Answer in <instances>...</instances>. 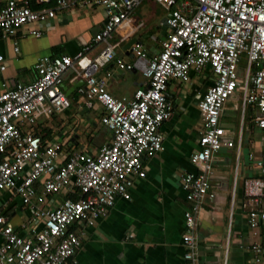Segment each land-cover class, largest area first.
<instances>
[{
	"label": "built area",
	"instance_id": "obj_1",
	"mask_svg": "<svg viewBox=\"0 0 264 264\" xmlns=\"http://www.w3.org/2000/svg\"><path fill=\"white\" fill-rule=\"evenodd\" d=\"M143 1L56 0L52 7L33 8L29 0H8L0 5V37L15 36L27 24H50L70 6L98 5L107 13L103 28L79 52L43 56L34 82L0 90V193L19 197L31 210L17 227L1 202L0 264H78L83 231L71 226L95 224L118 198H130L134 178L147 174L145 159L163 148L161 125L174 115L171 80L187 81L192 71L202 73L209 67L215 79L199 102L203 127L199 148L191 155L197 171L182 175L190 203L185 258L188 264H199L197 228L204 199L212 195L217 154L234 145L226 138L223 112L238 89L244 104L254 106V119L264 135V0H154L171 13L160 51L149 56L138 41L132 45L135 60L126 62L117 55L120 42L113 37L121 33L124 40L135 33L133 13ZM30 33L43 32L36 28ZM111 62L140 70L147 84L130 98L115 97L107 89L110 72L102 75ZM0 63L4 70L3 54ZM70 70L84 80L79 92L88 104L96 100L104 107L101 122L112 134L94 154L72 148L64 156L62 142L46 141L34 127L41 115L51 116L70 105L63 90ZM260 167V176L245 180L246 196L260 205L249 213L253 227L264 221V155ZM252 251L259 253L261 247L254 245Z\"/></svg>",
	"mask_w": 264,
	"mask_h": 264
},
{
	"label": "crops",
	"instance_id": "obj_2",
	"mask_svg": "<svg viewBox=\"0 0 264 264\" xmlns=\"http://www.w3.org/2000/svg\"><path fill=\"white\" fill-rule=\"evenodd\" d=\"M29 1L36 7H52L56 0L41 4ZM7 2L0 0V5ZM146 2L151 3L143 1L133 13L135 33L124 40L121 33L114 35L116 40L113 37V41L120 42L117 55L126 62L135 60V42L140 41L150 56L160 51L161 40L167 34L163 33L164 20L159 25L163 38L153 34L149 20L140 10ZM106 17L102 6H70L60 10L50 24H27L15 36L0 37V54L4 55L6 65L4 70L0 69V90L18 82H34L36 65L43 56L79 52L103 28ZM36 28L42 30L41 36L30 33ZM108 72L107 89L115 97L130 98L138 87L147 84L140 70L120 68L116 62L107 64L102 75ZM214 79L211 69L206 67L202 73L192 71L187 81L171 80L168 92L174 115L161 125L163 148L145 159L147 174L134 178L130 198H118L108 214L95 224L76 222L71 226V230L83 231V243L76 254L78 264H188L183 236L190 203L182 175L197 171L191 155L199 148L203 127L199 102ZM83 84L76 71H68L63 78V90L70 105L51 116L41 115L34 126L46 141L62 142L64 156L72 148L94 154L112 137L101 122L104 107L96 100L89 105L80 94ZM254 116V106L244 104L238 89L223 112L226 138L233 140L234 145L222 147L217 154V168L210 178L212 195L204 199L197 228L199 264H264V221L253 227L249 218L250 211L260 205L245 194V180L261 175L260 161L264 155V135ZM0 195V205L4 204L12 223L21 226L31 214L29 207L9 192ZM254 245H259L261 252H253Z\"/></svg>",
	"mask_w": 264,
	"mask_h": 264
},
{
	"label": "rangeland",
	"instance_id": "obj_3",
	"mask_svg": "<svg viewBox=\"0 0 264 264\" xmlns=\"http://www.w3.org/2000/svg\"><path fill=\"white\" fill-rule=\"evenodd\" d=\"M149 1H151V3L150 4H148V2H146L145 4L143 3L140 7V10L142 9L143 17L149 20V24H150L149 27L152 29L153 34L157 35L158 38L162 39L163 35H161V32L159 30V25L161 21L165 20L168 17L170 11L162 7L161 4L156 1L153 0H149ZM114 40H116L115 37ZM147 41L149 42V40ZM150 41L153 42L154 40L151 39ZM3 197L5 196L3 195ZM16 220H18V218H16Z\"/></svg>",
	"mask_w": 264,
	"mask_h": 264
},
{
	"label": "water",
	"instance_id": "obj_4",
	"mask_svg": "<svg viewBox=\"0 0 264 264\" xmlns=\"http://www.w3.org/2000/svg\"><path fill=\"white\" fill-rule=\"evenodd\" d=\"M170 16H171V13L168 14V17ZM164 21L166 22L167 18ZM168 27H169V24L166 22L163 26V28H165V30L163 31L164 34H166Z\"/></svg>",
	"mask_w": 264,
	"mask_h": 264
},
{
	"label": "trees",
	"instance_id": "obj_5",
	"mask_svg": "<svg viewBox=\"0 0 264 264\" xmlns=\"http://www.w3.org/2000/svg\"><path fill=\"white\" fill-rule=\"evenodd\" d=\"M31 5H32L33 8H40V7H42V6L36 7L34 3H31Z\"/></svg>",
	"mask_w": 264,
	"mask_h": 264
}]
</instances>
